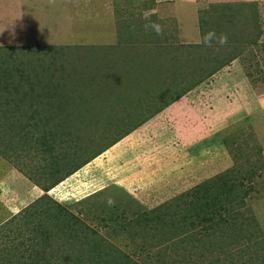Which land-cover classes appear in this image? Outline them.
Here are the masks:
<instances>
[{
    "label": "rangeland",
    "instance_id": "374dc122",
    "mask_svg": "<svg viewBox=\"0 0 264 264\" xmlns=\"http://www.w3.org/2000/svg\"><path fill=\"white\" fill-rule=\"evenodd\" d=\"M30 5L0 25V264H264V0H77L47 43Z\"/></svg>",
    "mask_w": 264,
    "mask_h": 264
},
{
    "label": "crops",
    "instance_id": "0c3cea01",
    "mask_svg": "<svg viewBox=\"0 0 264 264\" xmlns=\"http://www.w3.org/2000/svg\"><path fill=\"white\" fill-rule=\"evenodd\" d=\"M76 1L77 0H0V25L2 24V26L4 27V33L10 34V29H12L13 35L20 34L19 32H21L26 37V35H30V31L24 29L27 28L31 30L30 24H26V22H28L27 19H29L28 17L30 15L33 17L36 16V13H34L35 9H33L30 4H33L34 7H37L38 5L35 4L48 3L49 6L51 5L53 7V14L48 15V17H52V19L54 20L53 25H51V27L49 28L50 32H48L45 23L42 24L41 27L39 20H33L35 26L33 30L40 32L41 29H43L42 31H44V28H46L47 35H43V37L45 38L42 41L47 43L46 41H51L50 39H46L47 36L52 37L50 35H53L54 37H58L55 35H60L61 33L65 36L69 35L76 37L75 31L72 30V27L74 26L73 24L78 20L76 18ZM36 17L39 18V15H37ZM14 22H18L19 25H21V31H17V26ZM76 27H78V25H76ZM37 35V33H33L31 36L35 37ZM39 37L43 38L41 37V35ZM33 41H35V39H32L31 43ZM31 43H21V45ZM0 46L4 45H1L0 43ZM56 186L57 184H54L53 186L49 187L47 191L51 188H55ZM18 199L21 198L18 197ZM18 201L19 200H17V202Z\"/></svg>",
    "mask_w": 264,
    "mask_h": 264
},
{
    "label": "clouds",
    "instance_id": "9594fccd",
    "mask_svg": "<svg viewBox=\"0 0 264 264\" xmlns=\"http://www.w3.org/2000/svg\"><path fill=\"white\" fill-rule=\"evenodd\" d=\"M145 28H151L157 35H161L163 32V28L158 23L152 22L151 24L145 25ZM218 44L223 46L227 43V35L226 34H219L215 32V30H209L208 32L204 33L202 36V43L204 46L212 48L213 44ZM218 50V49H216Z\"/></svg>",
    "mask_w": 264,
    "mask_h": 264
},
{
    "label": "trees",
    "instance_id": "16d2710c",
    "mask_svg": "<svg viewBox=\"0 0 264 264\" xmlns=\"http://www.w3.org/2000/svg\"><path fill=\"white\" fill-rule=\"evenodd\" d=\"M21 99V98H20ZM22 100V99H21ZM24 100V99H23ZM41 122H43V120L42 119H36V121H35V125H39ZM32 124H34V123H32ZM31 123H29V122H27V123H23L22 125H20L19 124V128H17L18 130H21L22 132H24V131H28V128L32 125ZM30 129H33V130H35L34 128H30ZM59 170V168H57L56 166L54 167V169H53V171H58ZM61 179H63V178H60L58 181H60ZM58 181L56 182V183H58ZM55 183V184H56ZM49 188V187H48ZM48 188H46V189H43L44 191H46Z\"/></svg>",
    "mask_w": 264,
    "mask_h": 264
}]
</instances>
